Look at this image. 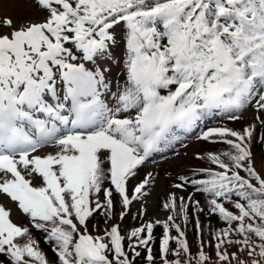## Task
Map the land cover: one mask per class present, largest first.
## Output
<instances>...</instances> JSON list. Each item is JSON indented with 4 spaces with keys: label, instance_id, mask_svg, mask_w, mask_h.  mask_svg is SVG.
<instances>
[{
    "label": "snow or ice",
    "instance_id": "snow-or-ice-1",
    "mask_svg": "<svg viewBox=\"0 0 264 264\" xmlns=\"http://www.w3.org/2000/svg\"><path fill=\"white\" fill-rule=\"evenodd\" d=\"M26 7L0 17V196L26 218L0 201V264H264V0ZM197 128L213 146L166 173L165 218L122 229L149 157Z\"/></svg>",
    "mask_w": 264,
    "mask_h": 264
},
{
    "label": "rangeland",
    "instance_id": "rangeland-1",
    "mask_svg": "<svg viewBox=\"0 0 264 264\" xmlns=\"http://www.w3.org/2000/svg\"><path fill=\"white\" fill-rule=\"evenodd\" d=\"M27 0H0V17L4 15H10L14 20L22 19L25 16L33 15L29 12L26 7ZM252 113L253 108L249 107L246 114ZM192 148V143L189 144L188 148L182 150L178 156H172V153L167 150L165 152L161 151L158 153L154 160L148 161L146 163L145 171H153L156 176V183L154 187L150 190V194H147L143 201L136 202L134 201V207L137 208L140 206V203L144 204V207L147 209L146 217L149 218H161L160 216H166L165 213L162 214L157 209V203L160 198H164L166 190H169V185L172 184V179L166 175L170 169L176 168V166L184 165L189 166L192 162L188 151ZM190 149V150H189ZM0 201L4 202L7 206L12 208V218L14 221L19 222L23 217L16 206L10 201L5 199L3 196H0Z\"/></svg>",
    "mask_w": 264,
    "mask_h": 264
},
{
    "label": "trees",
    "instance_id": "trees-1",
    "mask_svg": "<svg viewBox=\"0 0 264 264\" xmlns=\"http://www.w3.org/2000/svg\"><path fill=\"white\" fill-rule=\"evenodd\" d=\"M252 117V113H249V114H246L244 113V118L245 119H250ZM244 123V120H238V121H230L224 117H222L220 120H218L217 122H214L213 125H219V124H229L230 126L232 127H235V128H239L241 126V124ZM199 133V132H198ZM198 133L196 134V137L198 136ZM213 145H210L209 143H206L202 140H198L196 138H193L192 139V148L191 150L188 152V154L190 155V158L192 159V165L191 166H184V165H179V166H176V168L172 169L170 172H173V173H176L177 175L182 173V172H187L189 168L195 166L196 164H199L201 163L199 160H197L193 153L198 150V149H205V148H208V147H211ZM254 152L256 153V159H257V167L260 166V162H261V158L264 157V146L260 145V144H256L254 145ZM179 191V190H177ZM196 199H202L201 196H196ZM163 200V198H160L158 200V204H157V207L160 211L162 212H165V210L162 209V207L160 206V202ZM131 212L133 213V215H129L127 216L124 221H123V225H122V229L124 228H130L131 226H135L141 222H143L144 220H147L148 218L146 217H141L139 215H135L136 212H134L133 209H131ZM161 218L160 219H164L165 217L164 216H160ZM26 218H23L22 222L25 221ZM202 219V224L203 225H207L208 224V220L207 218L205 217H201ZM182 223V226H183V222L182 220L180 221ZM213 222L215 223L216 221L213 220ZM194 227L192 225L191 222H189V225H188V238H189V241L190 242H193L194 239H195V236H194ZM161 232V227L159 225L155 226L154 227V235H159ZM37 236H39V232L36 233ZM41 245L42 247L45 248L46 251H48V254L51 255V251L48 249L47 245L43 243V241H41ZM193 248L195 249V244L193 243ZM156 244H153V251L154 253L156 252ZM141 255L143 256L144 253L143 251L141 252ZM138 264H143V261L138 259Z\"/></svg>",
    "mask_w": 264,
    "mask_h": 264
}]
</instances>
